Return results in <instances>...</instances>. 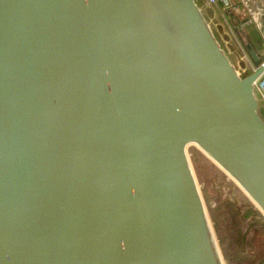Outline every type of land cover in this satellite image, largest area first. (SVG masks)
<instances>
[{
    "label": "water",
    "instance_id": "water-1",
    "mask_svg": "<svg viewBox=\"0 0 264 264\" xmlns=\"http://www.w3.org/2000/svg\"><path fill=\"white\" fill-rule=\"evenodd\" d=\"M248 49L196 0H0V264H223L186 148L264 211Z\"/></svg>",
    "mask_w": 264,
    "mask_h": 264
},
{
    "label": "rangeland",
    "instance_id": "rangeland-1",
    "mask_svg": "<svg viewBox=\"0 0 264 264\" xmlns=\"http://www.w3.org/2000/svg\"><path fill=\"white\" fill-rule=\"evenodd\" d=\"M196 2L240 76L249 75L243 50L250 39L261 40L247 6L242 0H231L232 7ZM186 154L223 264L264 263V211L198 145H188Z\"/></svg>",
    "mask_w": 264,
    "mask_h": 264
},
{
    "label": "crops",
    "instance_id": "crops-1",
    "mask_svg": "<svg viewBox=\"0 0 264 264\" xmlns=\"http://www.w3.org/2000/svg\"><path fill=\"white\" fill-rule=\"evenodd\" d=\"M253 7H255V9H253L254 11H258L259 14L264 13V10L262 7L259 6V3L254 2V5L252 3H250ZM251 15V14H250ZM255 16H257L255 14ZM251 18L253 20L254 25L257 27L258 31H259V36H260V42H254V40L250 39V42L248 43V45L246 46V48H244L243 50V57L244 59H247V62H249L250 67L247 68V73H251L254 70V62H253V58L250 54V51L248 49V46H251V48L254 50L255 54L258 55L259 57H263L264 56V28L263 29H259V27L255 24V21L251 15ZM250 71V72H249ZM262 97L264 98V93L261 94ZM262 115L264 116V107L262 109Z\"/></svg>",
    "mask_w": 264,
    "mask_h": 264
},
{
    "label": "built area",
    "instance_id": "built-area-1",
    "mask_svg": "<svg viewBox=\"0 0 264 264\" xmlns=\"http://www.w3.org/2000/svg\"><path fill=\"white\" fill-rule=\"evenodd\" d=\"M207 1L209 4H212V5L220 4V5H223L224 7H230V6L232 7L233 6V3L232 2L230 3L231 0H207ZM242 1H244L245 3L247 2L246 0H242ZM254 2H256V1L255 0H248V5H250L253 9H255V7H253L249 3H252L254 5ZM259 6H260V4H259ZM261 68L263 69V74H262L261 78H259L258 81L256 82V88L260 94H263L264 93V59H263V63L261 65Z\"/></svg>",
    "mask_w": 264,
    "mask_h": 264
},
{
    "label": "flooded vegetation",
    "instance_id": "flooded-vegetation-1",
    "mask_svg": "<svg viewBox=\"0 0 264 264\" xmlns=\"http://www.w3.org/2000/svg\"><path fill=\"white\" fill-rule=\"evenodd\" d=\"M247 2H246V5H248V0H246ZM256 1V3L258 2V3H260L261 1L260 0H255ZM243 3H245L244 1H243ZM250 4V3H249Z\"/></svg>",
    "mask_w": 264,
    "mask_h": 264
},
{
    "label": "trees",
    "instance_id": "trees-1",
    "mask_svg": "<svg viewBox=\"0 0 264 264\" xmlns=\"http://www.w3.org/2000/svg\"><path fill=\"white\" fill-rule=\"evenodd\" d=\"M261 264H264L263 262Z\"/></svg>",
    "mask_w": 264,
    "mask_h": 264
}]
</instances>
